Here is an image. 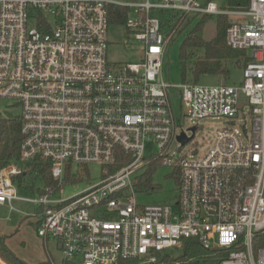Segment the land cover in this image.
<instances>
[{"label": "built area", "instance_id": "1", "mask_svg": "<svg viewBox=\"0 0 264 264\" xmlns=\"http://www.w3.org/2000/svg\"><path fill=\"white\" fill-rule=\"evenodd\" d=\"M225 4L0 0V101H10L0 119L17 117L21 135L19 158L0 168V205L32 203L37 234L57 242L59 264H150L159 252L182 250L186 238L213 250L214 264H264V0L238 9ZM110 5L126 7L122 24L142 45L137 62L107 59ZM189 14L229 18L226 44L249 56L239 84L163 80L167 46ZM169 89L179 92L185 116L232 123L216 130L201 157L169 150L174 140L178 148L189 140L178 138L184 131ZM240 119L249 122L243 131L233 127ZM44 161L54 185L40 181L37 197L17 196L24 166ZM152 163L178 173L174 202L136 201L143 180L137 172ZM88 164L101 167V180L57 198L72 168Z\"/></svg>", "mask_w": 264, "mask_h": 264}, {"label": "rangeland", "instance_id": "2", "mask_svg": "<svg viewBox=\"0 0 264 264\" xmlns=\"http://www.w3.org/2000/svg\"><path fill=\"white\" fill-rule=\"evenodd\" d=\"M116 3H129L131 1L141 0H111ZM221 2V0H216ZM227 8V4L224 5ZM203 15L189 14L185 17L183 23L177 29L174 37L167 46L166 54L163 58L161 76L165 82L172 84H180L183 81H193L194 74L191 64L195 60V54L201 53L200 49L194 50L186 63L184 70L179 62L180 46L190 30L195 27L199 28L200 34L208 38L215 33L217 24L216 15H208L203 23L201 22ZM229 19V18H228ZM230 19H234L230 17ZM174 21L170 27H164L162 32L168 33L176 24ZM201 23V24H200ZM107 59L113 64L125 62H137L142 57V45L128 36L122 23L109 24L107 29ZM229 73L226 77L222 75L201 74L197 79L199 84H216L226 83L228 85H237L242 81V68L234 61L227 62ZM169 103L172 114L177 127L183 129L185 136L189 140L178 148V142L174 140L169 150L174 155H184L186 157H201L212 146L215 132L223 126H229L232 123L224 117H205L201 119L189 118L184 115V108L180 102V94L176 89L168 90ZM9 100L0 101V109L2 112L9 110ZM14 115L19 114V108L13 107L10 111ZM248 127L249 122L243 119L237 120L233 127L243 131V124ZM195 127L194 131L192 128ZM193 149L196 151L192 152ZM151 170L152 188L139 186L136 194V201L140 204H150L157 202H174L177 195L176 172L171 166L152 163L150 168H144L137 172V175H145ZM102 178V169L97 164H88L86 167H73L68 178L64 180V184L56 192L57 198H66L78 192L83 191L90 185L100 181ZM31 178L27 177V184L32 188H17L16 195L20 198H34L40 192L39 188H43L38 180L31 183ZM33 189V190H32ZM13 209L9 205H0V234H11L6 241L7 247L16 257L24 260L28 264H51L53 261L59 264L63 258L54 239L44 241L37 234V218L34 217L36 209L34 205L25 200H14L12 202ZM173 256L182 254V250H175L173 253L167 251ZM0 264H6L0 256Z\"/></svg>", "mask_w": 264, "mask_h": 264}, {"label": "trees", "instance_id": "3", "mask_svg": "<svg viewBox=\"0 0 264 264\" xmlns=\"http://www.w3.org/2000/svg\"><path fill=\"white\" fill-rule=\"evenodd\" d=\"M230 8H246L248 0H225ZM111 23H122L127 15L126 7L120 5H110ZM211 16V15H210ZM208 18V15H203L201 22L203 23ZM217 24L214 35L205 38L200 32V26L190 30L183 39L180 51L179 62L184 70L187 59L194 55V50L200 49L199 55H194L195 60L191 64V70L194 74V80L197 81L201 74L222 75L226 77L229 73L227 62L234 61L241 68L249 59L245 50H236L230 48L226 44L225 30L229 23V19L225 15H216ZM201 24V23H200ZM20 121L17 117H4L0 119V168L16 161L19 158L20 145ZM37 172L38 180L44 184L54 185V181L50 174V167L46 161L38 163H27L23 168V173L17 176L18 186L23 188L22 182L27 177L31 178L32 185L34 184L33 176ZM176 184L178 173H176ZM151 170L143 175V180L138 184L145 188H152L151 185ZM67 178L69 174L66 175ZM27 184L26 188H32ZM33 190V189H32ZM11 234H0V256H2L10 264H28L24 260L16 257L10 252L6 241ZM260 245L264 246V236L261 237ZM173 253V252H172ZM213 250L203 248L199 241L195 238H186L182 245V254L173 256L168 252H159L157 260L150 264H173L175 260L182 261V264H214L215 259ZM66 264V263H64ZM68 264V263H67ZM126 264H142L138 260L133 259Z\"/></svg>", "mask_w": 264, "mask_h": 264}, {"label": "water", "instance_id": "4", "mask_svg": "<svg viewBox=\"0 0 264 264\" xmlns=\"http://www.w3.org/2000/svg\"><path fill=\"white\" fill-rule=\"evenodd\" d=\"M194 129L195 127L192 128L193 131ZM178 138L181 140L182 143H185L188 140L184 133H182Z\"/></svg>", "mask_w": 264, "mask_h": 264}, {"label": "crops", "instance_id": "5", "mask_svg": "<svg viewBox=\"0 0 264 264\" xmlns=\"http://www.w3.org/2000/svg\"><path fill=\"white\" fill-rule=\"evenodd\" d=\"M1 258L3 259V261L6 263V264H10L8 261H6L2 256Z\"/></svg>", "mask_w": 264, "mask_h": 264}]
</instances>
